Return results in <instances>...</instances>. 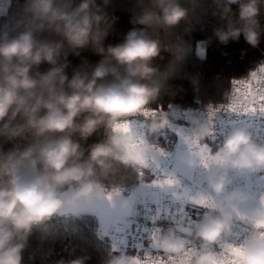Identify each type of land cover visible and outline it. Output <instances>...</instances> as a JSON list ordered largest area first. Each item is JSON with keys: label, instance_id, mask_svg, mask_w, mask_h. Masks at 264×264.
I'll list each match as a JSON object with an SVG mask.
<instances>
[{"label": "clouds", "instance_id": "obj_1", "mask_svg": "<svg viewBox=\"0 0 264 264\" xmlns=\"http://www.w3.org/2000/svg\"><path fill=\"white\" fill-rule=\"evenodd\" d=\"M108 3L26 0L23 20L0 27V264H22L33 231L48 234L58 216L96 213L106 229L136 214L134 196L117 177L146 169L159 170L149 186L179 202L181 215L172 217L173 226L154 229L155 254L113 244L103 264H264V139L250 123L220 118L256 113L241 108L230 90L223 103L204 105L203 116H188L186 130L173 129L170 114L152 105L189 50L182 38L169 39L189 9L182 0H137L134 27L122 42L105 45L115 22ZM213 4L223 22L214 31L221 44L241 36L260 44L264 0ZM87 49L100 59L82 61L69 75V55ZM162 52L173 57L164 72L153 66ZM257 67L264 71V63ZM140 117L152 136L176 131L172 170L160 163L170 153L136 128ZM185 206L202 214L191 218Z\"/></svg>", "mask_w": 264, "mask_h": 264}, {"label": "trees", "instance_id": "obj_2", "mask_svg": "<svg viewBox=\"0 0 264 264\" xmlns=\"http://www.w3.org/2000/svg\"><path fill=\"white\" fill-rule=\"evenodd\" d=\"M26 0H10L8 10L0 16V27L5 24L14 28L17 21L23 20ZM78 2V0H77ZM102 0H97L101 3ZM189 9L188 18L171 30L169 39L175 41L182 38L190 47L184 57L176 65L175 71L164 82L158 100L152 107L178 103L182 106H204L225 98L229 82L234 78L245 76L264 63V35L260 44L252 47L241 36L239 41L221 44L214 35L215 29L222 27L219 15H215L213 0H182ZM233 11L236 5H232ZM137 0H109L105 11L115 22L105 45H115L123 41L124 35L134 27L130 22L137 12ZM264 26V12L260 17ZM135 27H140L135 25ZM48 37V33L42 34ZM69 75L73 67L86 60L95 64L100 57L90 49L83 50L79 57L69 55ZM173 57L168 52L153 61V66L161 72L167 70ZM48 65H41L46 70ZM98 137L87 142L91 144ZM117 179L124 181L125 186H134L137 176L134 170H121ZM49 233L34 230L23 251L22 264H57L60 259L69 260L82 256L89 259L86 264H103L106 250L110 245L102 236L96 215L92 212L78 216H58L49 224ZM119 251V249H118Z\"/></svg>", "mask_w": 264, "mask_h": 264}, {"label": "built area", "instance_id": "obj_3", "mask_svg": "<svg viewBox=\"0 0 264 264\" xmlns=\"http://www.w3.org/2000/svg\"><path fill=\"white\" fill-rule=\"evenodd\" d=\"M10 0H0V16L5 14L8 10ZM256 72L255 78L251 76V72L245 76L234 78L229 82L227 93L231 90L235 97L241 101V108L250 109L255 107L257 109L256 116H234L228 113H221L222 120L231 121L238 120L250 123L256 130L257 138L264 139V115H260L259 107L264 105V100H260L261 88L264 87V71L258 67L252 71ZM243 82V83H241ZM225 99V98H224ZM224 99L212 104L223 103ZM160 108L167 111L173 118V129L186 130L188 116H203L205 114L204 106H182L178 103H168L165 106L158 105L155 108ZM178 114V118L177 115ZM136 128L143 132L150 142L159 144L164 147L170 155L174 153L175 147L179 146L176 131L173 129H166L157 136H152L147 133L146 122L144 118H136L134 120ZM219 126V125H218ZM212 144L211 141H209ZM161 167L164 170H172V163L170 156L167 159L160 161ZM159 175V170L146 169L142 176H137V183L134 186H125V194L137 190V184L141 182H150L155 176ZM151 192L139 194L134 198V204L137 209L136 214L129 215L130 224L121 228L115 225L111 228L102 230V236L110 244H115L119 251H124L130 254H135L139 251L141 254L145 251L155 254L156 250L150 248L151 234L155 228L166 229L173 226L172 217L179 219L181 215L178 209L181 207L180 203L174 201L170 194L161 192L152 187ZM185 211L191 218H199L202 210L185 206ZM119 227V228H115Z\"/></svg>", "mask_w": 264, "mask_h": 264}, {"label": "rangeland", "instance_id": "obj_4", "mask_svg": "<svg viewBox=\"0 0 264 264\" xmlns=\"http://www.w3.org/2000/svg\"><path fill=\"white\" fill-rule=\"evenodd\" d=\"M174 149H175L174 153H172V154L170 155V161H172V160L175 158V156H176V154H177V151L180 149V147H179V146H176ZM149 183H150V182H141V183L137 184V190H136V191H134V192H128V193H126L125 195H126V196H134V198H135V197L138 196L139 194H143V193L151 192V191H153V190H152V187L149 186ZM157 190H158V189H157ZM94 214L96 215L97 219L99 220V222H100V224H101V218H100V216L97 215L96 213H94ZM130 223H131V222H130V220L128 219V216H124V217L120 218V219L116 222L115 225H119L121 228H124V227L127 226V224H130ZM115 225H114V226H115ZM114 226L110 225V226H108L107 228H111V227H114ZM115 228H119V227H115ZM119 229H120V228H119Z\"/></svg>", "mask_w": 264, "mask_h": 264}, {"label": "snow or ice", "instance_id": "obj_5", "mask_svg": "<svg viewBox=\"0 0 264 264\" xmlns=\"http://www.w3.org/2000/svg\"><path fill=\"white\" fill-rule=\"evenodd\" d=\"M254 75H255V74H254ZM241 83H243V82H241ZM260 100H264V87L261 88V92H260ZM248 110H250V111H252V112H256V111H257V109H256L255 107L250 108V109H248ZM259 111H260L261 113H264V105H260V107H259Z\"/></svg>", "mask_w": 264, "mask_h": 264}, {"label": "crops", "instance_id": "obj_6", "mask_svg": "<svg viewBox=\"0 0 264 264\" xmlns=\"http://www.w3.org/2000/svg\"><path fill=\"white\" fill-rule=\"evenodd\" d=\"M98 222H99V220H98ZM99 226L101 227V224H100V222H99Z\"/></svg>", "mask_w": 264, "mask_h": 264}]
</instances>
